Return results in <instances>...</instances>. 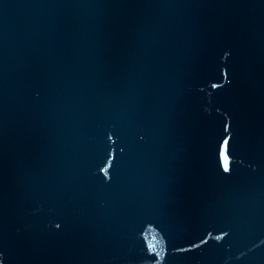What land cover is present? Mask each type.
Wrapping results in <instances>:
<instances>
[{"label":"water","instance_id":"95a60500","mask_svg":"<svg viewBox=\"0 0 264 264\" xmlns=\"http://www.w3.org/2000/svg\"><path fill=\"white\" fill-rule=\"evenodd\" d=\"M0 264H264V0H0Z\"/></svg>","mask_w":264,"mask_h":264}]
</instances>
